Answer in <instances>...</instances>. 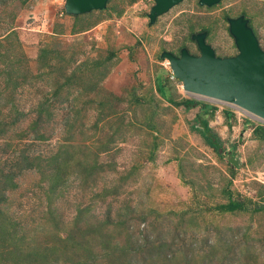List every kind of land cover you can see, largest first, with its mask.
I'll use <instances>...</instances> for the list:
<instances>
[{"label":"rangeland","instance_id":"rangeland-1","mask_svg":"<svg viewBox=\"0 0 264 264\" xmlns=\"http://www.w3.org/2000/svg\"><path fill=\"white\" fill-rule=\"evenodd\" d=\"M137 1L73 16L66 0H0V189L9 174L15 185L0 190V264L83 262L89 252L65 242L77 233L94 235L103 255L88 264H109L101 234L135 264H264V211H252L264 205V139L255 132L264 120L186 92L161 58L183 47L199 55L192 35L202 31L217 56L236 55L229 18L240 15L264 49V0H183L154 24V4ZM43 49L62 56L44 65ZM14 67V79L27 81L11 91L4 72ZM185 99L214 107L206 117L224 156L194 128L201 105L176 104ZM227 189L249 210H225ZM153 241L173 242L177 257H150Z\"/></svg>","mask_w":264,"mask_h":264},{"label":"water","instance_id":"water-1","mask_svg":"<svg viewBox=\"0 0 264 264\" xmlns=\"http://www.w3.org/2000/svg\"><path fill=\"white\" fill-rule=\"evenodd\" d=\"M109 0H66L67 14L78 16L94 10H104ZM183 0H155L149 13L151 24ZM220 0H199L200 5L214 6ZM229 30L238 53L230 57L217 56L207 42V31L192 35L199 55L183 47L180 55L163 51L176 78L186 92L236 104L264 120V49L245 15L229 18ZM232 163H237L231 158Z\"/></svg>","mask_w":264,"mask_h":264},{"label":"trees","instance_id":"trees-1","mask_svg":"<svg viewBox=\"0 0 264 264\" xmlns=\"http://www.w3.org/2000/svg\"><path fill=\"white\" fill-rule=\"evenodd\" d=\"M41 51H42V54L40 55V59L42 60V62H43L42 64H44V65H48L47 63L52 58H54L55 56H57V57H61L62 56L61 53H59L57 51H54L52 49H43ZM16 70L17 69L14 67V69L11 72H4L5 74L3 73L5 75V78H6L5 79L6 84H7V86L11 87V91H15L19 86L23 85L27 81L26 77L23 78V81L15 80L14 77H13V71L15 72ZM68 81H69V79L67 80V82ZM158 91L160 92V94L163 97H166L164 86L162 84H160V83H159V86H158ZM176 104L184 105L187 109H191V108H193V107H195L197 105H201L200 112L198 113V115L196 117L197 118V122L200 125L199 126H194V128H195V130H197L200 133V135L203 137L205 143L208 146L213 148L217 152V154L219 156H221V157L224 156L225 148L223 147V142L220 139V137L217 135V133H215L213 131V129L211 128V126L209 124V121H208V119L206 117L211 112V110L214 107L211 104H209V103H201V102H199V101H197L195 99H185L184 101L177 102ZM6 125H7L6 123H3L2 121H0V137L6 131V128H5ZM255 132L258 135L260 134L262 136V138L264 139V127L258 126L255 129ZM68 161H69V153L66 150V155L64 156V160L62 161L63 165H60V167L63 166V168H64V165H65V168H68ZM228 161H230V159H228ZM55 162H56V157H55ZM33 166H34V161L27 163L25 168H30V167H33ZM88 166H89V164H88ZM90 166H92L90 168L91 171H92V170H95L98 165L96 163H93ZM56 168L58 169V171L60 173L63 172V168L61 167L60 170H59L58 165H56L53 168L54 173L51 175V180L53 181V179H54L53 186H52L53 189L54 188L56 189V187L59 186L58 183H60V180L62 179V176H60L61 179L60 178L56 179V176H57L56 175ZM58 171H57V174H58ZM11 178H12V176H11V174H9L7 181L11 180ZM7 181L5 182L6 185L2 189H0L2 194H3V196H5L4 194H5V190H6L7 187L10 186L11 188H13L15 186L14 183L11 184L10 182H7ZM9 184H11V185H9ZM226 192L228 193V196L230 198H229V202L224 206L225 210H227V211L249 210V208L245 205V203L240 202V201H236V200L231 198V192L229 191V189H227ZM107 194H109V193L104 190L103 196H105ZM1 196L2 195L0 193V198H1ZM5 198L6 197H2V200H5ZM83 210L79 209V212H80L79 215L82 216ZM252 211L253 212L264 211V205L256 206V207H254V209ZM81 216L78 217V221H76L75 225H77V223H79L82 220ZM1 225L3 226L4 224H0V233H3L5 231L1 227ZM95 229H100V228L96 227ZM95 229H94V231H91L89 234H94V232L96 231ZM87 235L88 234H86V237H87ZM101 235L102 236H100L99 239H98V243L100 242L102 248H104L105 250L106 249L110 250V252H107V253L104 251V254H105L104 257L106 259H108L109 264H135V262H134L135 259L129 258L128 253H127V251L125 250L124 247H121V251L117 253V249L116 248H118L119 244L118 243L114 244L112 242V240H113L112 237L113 236L108 235L110 237H105V236H103L104 234H101ZM83 236H84V233L83 234H81V233L71 234L65 240V242L68 243V244H72V245L74 244L76 246L74 248H76L77 250H82L85 253L89 252V254L87 253L88 258L86 260H84L83 262L82 261L78 262V264H88V262H89L91 257L95 256V259H96L99 256H103V255H100L98 253H94V251H93L94 249L92 247H94V245H96L94 235L88 236L89 238H86V237L83 238ZM102 237H103V240H102ZM172 243L173 242H171V243L158 242L157 245H154V241L153 242H149V244H150L149 245V249L150 250L145 249V252L151 254L150 257H156L157 259L163 257V259L166 261V263H170L177 257V255L175 253L176 250L172 249L173 248L172 247V245H173ZM52 250L55 253H57L56 252L57 251L56 247L53 248ZM42 253H44V252H42ZM170 254H171V256H170ZM46 257H47L46 255L41 254V258L43 260ZM66 260L69 262V264H71V263H75L76 264V261H71L70 257H68V259L66 258Z\"/></svg>","mask_w":264,"mask_h":264},{"label":"built area","instance_id":"built-area-1","mask_svg":"<svg viewBox=\"0 0 264 264\" xmlns=\"http://www.w3.org/2000/svg\"><path fill=\"white\" fill-rule=\"evenodd\" d=\"M144 2H150V3L154 4L155 3V0H138L136 4H142Z\"/></svg>","mask_w":264,"mask_h":264}]
</instances>
